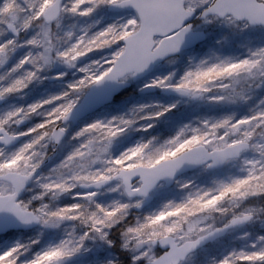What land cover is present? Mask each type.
<instances>
[{"label":"snow or ice","instance_id":"6c2138e0","mask_svg":"<svg viewBox=\"0 0 264 264\" xmlns=\"http://www.w3.org/2000/svg\"><path fill=\"white\" fill-rule=\"evenodd\" d=\"M0 264H264V0H0Z\"/></svg>","mask_w":264,"mask_h":264}]
</instances>
